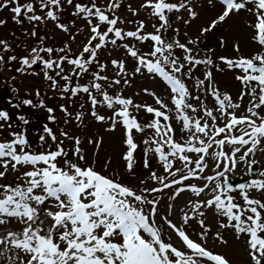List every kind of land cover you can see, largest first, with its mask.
<instances>
[{"label": "snow or ice", "instance_id": "obj_1", "mask_svg": "<svg viewBox=\"0 0 264 264\" xmlns=\"http://www.w3.org/2000/svg\"><path fill=\"white\" fill-rule=\"evenodd\" d=\"M67 7L87 29L77 54L68 44L45 47L43 38L20 58L0 54V66L16 62L21 75L42 74L49 91L67 102L59 105L58 117L39 89L25 94L35 100L21 98L11 83L16 77L4 81L18 102L9 100L10 109L0 107V264H232L212 250L216 243L229 244L220 230L242 242L244 264H264V171L244 183H230L243 165L244 175L251 176L257 163L252 157L264 153V0H203V6L199 0H136V6L131 0H0V11L8 9L17 24L33 25L32 37L38 24L47 22L69 33V26L60 22ZM204 11L215 16L200 29V37L245 16L250 39L261 49L251 57L218 58L241 86L235 100L216 87L214 72L225 68L210 55L214 49L201 56L200 38L184 32L187 39L182 42L180 28L174 27L176 21L190 25ZM141 12L145 14L138 21L127 20L134 27L126 29L127 16ZM5 23L0 19V26ZM71 23L75 26L76 20ZM149 25L151 31L146 30ZM70 39L75 41L76 35ZM115 49L123 54L102 63V52L111 56ZM0 50L10 53L12 46L0 39ZM233 50L240 53V45L234 44ZM200 66H205L203 78L195 75ZM145 74L164 82L167 103L148 88L142 92L158 107L110 93ZM208 97L211 107L205 102ZM74 104L79 109L75 112L70 111ZM22 106L47 114L48 123L35 134L38 142L30 138V119L16 115ZM141 111L151 117L147 123L134 114ZM89 117L107 123L108 132L121 128L126 146L121 159L133 178L140 147L135 134L151 130L141 140L145 147L140 165L147 176L139 187L121 183L119 172L103 174L110 160L97 170L80 136L58 127L82 128ZM102 143V137L87 139L94 145L93 156ZM153 158L163 170L159 175L151 169ZM182 194L188 195L178 207L173 202Z\"/></svg>", "mask_w": 264, "mask_h": 264}, {"label": "rangeland", "instance_id": "obj_2", "mask_svg": "<svg viewBox=\"0 0 264 264\" xmlns=\"http://www.w3.org/2000/svg\"><path fill=\"white\" fill-rule=\"evenodd\" d=\"M24 2L25 0H21V3ZM76 2H87V0H76ZM103 2L104 0H97L98 4H101ZM131 2L133 3V6H136V0H131ZM199 2L201 6H203V0H199ZM71 12V7H67L60 16V22L65 23L69 26V33H64L58 30L51 22H47L45 24H38V26L36 27L37 36L32 37L29 33L32 31L33 25L29 24L27 21H25L23 24H17L12 19L11 12L8 9H4L3 11H0V19H3L4 21H6V23L3 26H0V39L6 40L12 46V50L15 51L17 56L21 55L20 57L27 55L32 47L40 46L41 38H43V44L45 47L58 49L64 47L65 44H68L72 48V52L74 54H77L81 50L83 43L86 42L87 29L84 25V22L73 17L71 15ZM119 14H121L122 16L124 15L123 11H121ZM144 14V12H141L140 16L135 18L128 15L124 27L126 29L134 27V24H128L127 20L138 21L141 17L144 16ZM214 16V12L204 11L201 16L197 20L192 21L190 25H184L183 21H176L174 23V27L180 28V38L182 42H186L187 39L183 36L184 32L188 33L189 38H200L201 42L199 44V48L202 50L201 56L208 53V49H214V52L210 55L215 60V62L220 65V67L225 68L224 72H214L216 87H218L222 93H230L235 100L241 86L239 82L234 79L233 71L227 70L226 66L223 65V63L218 58L220 56L235 58L241 55L245 57H251L252 55L261 51V49L250 39V30L246 27L247 21L245 16H239L233 19H229L225 23L218 24L212 32L205 34L203 37H200V29L202 27L208 26ZM74 19L76 20L75 26H73V24L71 23ZM80 29H84V31L80 32ZM146 30H152L150 25ZM73 34L76 35L75 41H72L70 39V36ZM221 40L225 41V46L223 48L220 47ZM133 43L137 42L133 41ZM237 43L240 45V53H236L233 50V45ZM142 50L147 51L146 48H142ZM0 53H2V50H0ZM122 54V49H115L112 51L111 56H109L107 52H102V54L99 56V59L102 63H107L111 58L117 57ZM18 66L19 65L16 62H8L7 64L0 66V107L10 109L9 101L7 99L9 98L8 94L10 93V89L8 84L4 83V81L8 80L12 76H15L16 79L11 83L19 89V96L21 98H33L35 100L36 98L34 96L25 97V94L34 93L35 90L39 89L42 93V97L45 99V102L49 106L56 109V115L58 117H62V113H60L59 111V105L67 102L60 100L57 96L49 91L48 82L43 79L42 74L40 76H33L30 74L21 75L16 72V68ZM128 66L129 70H131V62H129ZM34 68L36 71L40 70L37 66H34ZM204 68L205 66H200L196 70L195 75L203 78L201 75V70H203ZM92 70L94 71L95 69L93 68ZM108 74L111 75V71ZM157 80H159V82H157ZM86 82V79L81 80V83ZM187 83L189 84V86H191L192 82L187 81ZM166 87L167 86L160 78L154 80L147 74H145L143 76L137 75L133 79L131 85H124L122 83L120 86H117L116 89L110 90V93L111 91H118L121 92L125 97L133 98L135 103H146L154 107H158V105H155L154 99L151 96L143 93L142 89L148 88L150 91H155L157 95L164 99L167 103L168 95L165 91ZM1 91H3V94L1 93ZM136 93H140V95L137 96ZM17 102V100L12 101V103ZM205 102L209 105V107L212 106L210 97L206 98ZM246 103L247 98H245V101L242 102L241 111H243V105H245ZM77 110L79 109L78 105L76 104L70 107V111L75 112ZM101 114H110V110H101ZM134 114L137 116L138 120L141 123H147L151 119V117L143 111ZM237 114L239 115L240 112H238ZM16 115H25L28 119H30V138L33 139L34 142H38V138L35 134L42 130L44 124L48 123L46 119L47 114L43 110H29L26 107L22 106L20 109L16 110ZM191 115L196 116L195 113H192ZM16 123H19V121H16ZM172 123L173 126L176 127L175 121H173ZM58 127H64L65 130L70 131V134L80 136V138L84 141L83 146L86 150V155L90 162L93 160L96 161L97 170H102V166L106 160L111 161L108 166V170L103 174L109 175L113 172H119L121 174V183L136 187H139L140 179L146 178L147 170L143 169L140 165L141 158L143 156L142 149L145 147L141 143V140L151 135V130L146 131V133L144 134H135L136 142L140 145V147L135 153L138 163L136 168V176L135 178H133L124 171V161L121 159V156L126 150V146L122 143L123 135L122 130L119 126L115 131L108 132L105 130L108 127L107 123H100L89 117L85 120V126L82 128H76L74 124L67 126L58 124ZM179 135V130H177L176 137L179 138ZM97 137H102L103 143L99 148L97 154L93 156L92 152L94 149V145L87 144V139H95ZM149 155L150 157L152 156L151 153ZM252 159L257 161V163L253 165L252 175H244L247 170V165H243L237 168L235 174H232L230 183H232L233 185L244 183L247 180L251 179L253 176L258 177L259 173L261 171H264V153H260L258 151L256 155L252 157ZM151 169L157 171L158 175L163 171L157 160L154 158L151 160ZM205 174L208 173L206 172ZM189 183L199 182L189 181ZM186 195L188 194H182V197L178 198V200L173 203H175L178 207L183 206L185 203L183 197ZM167 202V197H165L161 202V213L165 211ZM209 222L212 225V231L214 233L217 230L215 224L213 221H211V218ZM220 231H222L225 237L229 240V244L221 245L219 243H216L215 246L212 247V250L214 252L224 254L232 261V264H244V261L247 257L245 255L242 242L236 241L228 230ZM212 243V240L209 239V246H211Z\"/></svg>", "mask_w": 264, "mask_h": 264}, {"label": "trees", "instance_id": "obj_3", "mask_svg": "<svg viewBox=\"0 0 264 264\" xmlns=\"http://www.w3.org/2000/svg\"><path fill=\"white\" fill-rule=\"evenodd\" d=\"M43 46H44V44H43ZM0 54L5 55L6 57H7L8 55H16V56H17V54L15 53L14 50H12L10 53H4V52L2 51V53H0ZM20 56H21V55H18L17 57L20 58ZM1 93L3 94V91H1ZM8 95H9V96H8L9 98H7L8 101H9V100L15 101L14 99H12V97L14 96V94H12L11 91H10V93H9ZM24 111H25V110H24Z\"/></svg>", "mask_w": 264, "mask_h": 264}]
</instances>
